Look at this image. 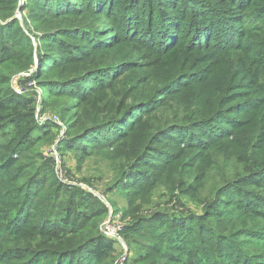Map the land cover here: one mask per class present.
<instances>
[{"label":"rangeland","instance_id":"obj_1","mask_svg":"<svg viewBox=\"0 0 264 264\" xmlns=\"http://www.w3.org/2000/svg\"><path fill=\"white\" fill-rule=\"evenodd\" d=\"M70 1L79 10L72 17L70 9L40 15L27 0L0 3V26L20 23L34 47L33 63L12 65L8 75L22 103L0 111V264H57L49 256L69 249L70 235L50 224H59L58 212L66 211L72 199L86 214L95 206L107 209L99 233L113 241L114 264H122L124 257L125 264H264L263 218L236 215L210 221L207 216L220 191L264 165V0H202L203 11L191 9L195 0ZM117 5L125 23L118 29L108 27L118 21L113 15ZM82 11L88 13L84 19ZM74 25L100 37L77 51L55 79L86 69L104 71L83 99L71 94L56 103L43 101L39 82L50 75L39 72L40 56L46 54L40 38L52 26ZM153 33L160 37L158 48ZM99 43L105 44L96 47ZM139 101L151 103L129 119L116 120ZM89 127L100 128L84 152L62 145ZM227 145L234 157L220 154ZM148 152L154 155L145 158ZM207 154L213 163L206 161ZM17 158L18 170L12 172L9 162ZM140 160L142 172L134 173ZM234 160L244 169L230 174ZM199 163V170L182 183L157 185L151 177L161 175V169ZM143 171L152 183L144 181L146 187L139 189L130 177L139 178ZM36 172L49 174L52 181L25 197L23 173L29 183ZM227 194L238 200L237 191ZM157 215L167 221L157 223ZM184 221L187 230L179 226ZM196 222L211 224V239L218 240L199 254L191 252L189 241L184 243L191 238L196 246ZM109 223L127 254L107 236ZM167 240L176 245L167 247Z\"/></svg>","mask_w":264,"mask_h":264},{"label":"trees","instance_id":"obj_2","mask_svg":"<svg viewBox=\"0 0 264 264\" xmlns=\"http://www.w3.org/2000/svg\"><path fill=\"white\" fill-rule=\"evenodd\" d=\"M3 1L4 0H0V3H2ZM5 1H8V3L12 5L17 4V0ZM27 1L29 2L27 5L28 8H32V11H38L40 15L41 13H48L49 15L53 16L55 13H65V10L70 9V14L72 17L75 12L79 11L78 7H75L70 0ZM79 1L81 0H78V2ZM176 1L180 2L182 0ZM182 2L185 3V1ZM191 4L195 5V7H191L192 10L203 11L205 3L202 0H195L192 1ZM174 9L176 11L178 9V6ZM87 15L88 13H86V11H82L79 17L80 19H84ZM113 15L118 19V21L116 23L109 24L108 27L118 29L117 24H125L124 18H122V15H120V10H118V5L114 6ZM199 15L201 14H197L196 17H198ZM97 17L98 19H101L100 16ZM13 24L9 23L5 26H0V111L2 113L11 111L12 107L18 105L19 103H22L21 98L18 97L11 89V83L8 76L11 70L10 66L19 65L23 60H25L28 64L33 63L34 47L31 39L21 31L20 23H16L14 25ZM134 25L136 26V23H134ZM176 29L177 31H180L179 27H177ZM73 37H75V40L73 39ZM98 37L100 36L94 37L90 32H88V30H85L83 25H74V27L52 26L51 29L48 30L42 38H40V50L45 52L46 54L40 56L39 72H42L43 76L50 75L39 82L44 93L43 101L56 103L60 99H63L64 95L70 96L71 94L75 95L77 99H83L85 97L84 92L86 91V88L88 86L93 87L95 83L98 82L99 72L104 71V68L92 70L86 69L83 71V74H79L68 79H55V77L57 76V71L61 68H65V63L69 62L71 58L77 57L75 54L77 51H80L81 48L85 45L93 46V39L97 40ZM155 37L156 33H153L152 42L154 43L155 48H158L160 47V37ZM121 43L123 42L115 44L113 46V49L119 47ZM104 44L105 43H99L98 45H96V47H103ZM48 49L50 51L57 50L58 52H49ZM86 51H88V48L86 49ZM59 53H61V55H58ZM40 55H42V53ZM61 62H63V64ZM85 75L87 76L84 77ZM87 78H90V80L86 81ZM194 80V78H191L189 82ZM169 90L171 89L169 88ZM92 91L93 89L90 90V92ZM149 103L151 102L143 103L142 101H139L134 103L133 107L130 110L128 108L125 109L121 113V116L116 120L121 118L123 120L129 119L130 117L134 116L136 112H140V110L138 109H140L141 106L147 105ZM139 116L140 114L138 115V118ZM162 120L163 119L160 118L157 122H161ZM109 121L113 122L115 121V118ZM99 128L100 127L96 129ZM91 129L92 127H89L84 132L67 139L62 143V145L70 149L78 148L79 150L84 152L86 145L92 142L91 139H93L94 137L91 135L96 129ZM164 129H167V127H165ZM160 139L161 138L159 137L156 143H160ZM19 144H22V142H20ZM154 152H148L145 158L154 155ZM220 154L224 157H234V152L228 145L225 147L224 151L220 152ZM213 156L217 155L213 154ZM211 157L212 156L207 154L206 161L213 163ZM253 159H251V161H254ZM174 162L176 161H172L170 165H173ZM232 162L235 163L234 170L228 172L230 174L240 172L241 170L239 166H242L243 168V165L237 160H234ZM9 163L11 165L9 169L12 172L13 170H18V158L16 160L12 159ZM141 164L142 161L140 160L139 165H137L136 168L133 169L134 173L142 172L140 167ZM8 165L9 164L4 166V168L6 169ZM162 167L164 168L166 166ZM199 167H201V163L192 167H189L187 165L184 166V164H181L175 166L174 169L169 170L168 172L164 169H161V175L154 173L151 177L157 185L172 184L173 180H177L180 181L179 183H182V181L189 178V174L194 169L197 172L199 170ZM134 173L131 174L130 179L132 183L133 181H136L135 187L143 189L146 187V185H150L152 183L151 181H148L149 179L144 178V174L147 175L145 171H143V175L139 178H137ZM23 174L24 176L21 178L23 180L21 188L26 193L25 197L31 196L35 191V188L42 189L43 186L47 184L48 180L52 181V176L47 178L49 174L43 175L41 173L38 176L39 173L36 172L33 178L28 179V181L30 179L31 180L29 183H27L25 182L24 177H26L28 173ZM160 176H162L160 179L163 180H158ZM144 181L148 183L144 185ZM38 183H40L39 186L37 185ZM51 184L55 185L56 182H50V185ZM227 186V188L220 191L224 193L210 204L211 210H209L207 213V216L209 215L208 220L212 221L216 217L220 220H225L231 216L236 215L242 217L244 216L246 218L258 217L264 219V165H262L260 169L256 171L248 172L247 174H245V176L240 177L238 180H235ZM228 188L229 191H237V193L239 194L238 200L231 199L230 194H227L229 191L226 192V189ZM61 189L63 188L61 187ZM56 195L57 192L54 194L53 198H56ZM192 197L201 198L198 195H194ZM89 200L93 199L89 198ZM75 201V199H72L69 202L66 211L58 212L60 216L59 224H50V227L56 226L59 229L65 230L64 232L70 235L69 244H71V246L69 249L64 250V252H56L54 256L50 255L49 257L54 258L53 260L55 262L59 261L57 264H114L116 257L114 256L115 250L113 247V241L105 236H102L99 233V222L107 215V209L103 206H95L92 207L88 214H86V212L77 210V206L74 205ZM156 217L157 218L155 220L157 223L167 221L160 215H157ZM183 223L184 224H179V226H181L184 230H187V222L184 221ZM195 225L196 228L194 229V231L196 233V236L193 239L196 246L193 244V240L191 238L185 239L184 243H187V241H189L187 245L188 247H191V252L199 254L203 253V251H205V248L210 247L212 243L217 242L218 240H215V238L211 239V237L214 236L213 231H211V224H201L200 222H196ZM172 229L173 228L170 227V229L166 231V234L171 233ZM129 230H132L133 232L137 231L136 228H130ZM162 241L166 242V240ZM225 244L226 241L220 242V246H224ZM64 245L67 246L68 242L66 241ZM175 245L176 244H170L169 240H167V247L172 248Z\"/></svg>","mask_w":264,"mask_h":264},{"label":"built area","instance_id":"obj_3","mask_svg":"<svg viewBox=\"0 0 264 264\" xmlns=\"http://www.w3.org/2000/svg\"><path fill=\"white\" fill-rule=\"evenodd\" d=\"M111 226H112V225H111L110 223L106 226L105 231H106L107 236H109V237H113L112 239H114L115 241L121 243L122 248H123V250L125 251L124 254H127L126 252H127L128 248H127L126 244H125L124 241L122 240L120 234H118L117 236L111 234V231H110V230H111ZM126 261H127V257H124V258L122 259L121 263H122V264H125Z\"/></svg>","mask_w":264,"mask_h":264}]
</instances>
